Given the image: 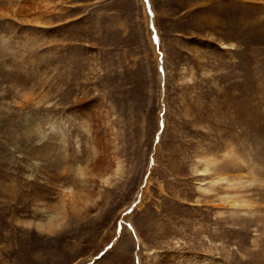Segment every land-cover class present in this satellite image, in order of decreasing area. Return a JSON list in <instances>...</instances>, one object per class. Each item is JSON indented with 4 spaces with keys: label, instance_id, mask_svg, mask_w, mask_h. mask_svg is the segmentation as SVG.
<instances>
[{
    "label": "rangeland",
    "instance_id": "1",
    "mask_svg": "<svg viewBox=\"0 0 264 264\" xmlns=\"http://www.w3.org/2000/svg\"><path fill=\"white\" fill-rule=\"evenodd\" d=\"M157 252L264 264V0H0V264Z\"/></svg>",
    "mask_w": 264,
    "mask_h": 264
},
{
    "label": "bare ground",
    "instance_id": "2",
    "mask_svg": "<svg viewBox=\"0 0 264 264\" xmlns=\"http://www.w3.org/2000/svg\"><path fill=\"white\" fill-rule=\"evenodd\" d=\"M228 148V147H227ZM103 156V155H102ZM101 156V157H102ZM227 156H230V157H232V156H234V150H233V148L231 147V148H228V149H226L225 151H224V154H222V157L223 158H225V157H227ZM101 157H97L94 161H93V163L91 164V169L93 170V171H96V172H98V175H99V178L102 180V181H104V182H107V181H109L110 180V177L112 176V175H116L119 171H120V163L118 162V161H116V162H113L112 160V164L110 165V168H108L110 171L109 172H107V170L108 169H106L105 167H103V161H102V158ZM236 156H234V158H235ZM200 163H201V168H202V171L203 172H206V171H208L211 167H212V165H215V162L212 160V159H210V158H205V159H203V160H200ZM109 166V165H108ZM86 171V170H85ZM87 172V171H86ZM79 173H80V175L81 176H83L84 175V170L82 169V168H80L79 169ZM88 174H89V172H88ZM119 174V173H118ZM91 175H92V173H91ZM96 175H97V173H96ZM98 175H97V177H98ZM226 174H224V173H222V174H219L216 178V182H211V181H202L201 183H200V185H199V187H198V190L199 191H201V192H203V193H205V192H207V191H210V190H214L215 188H214V185L215 184H218V183H220V182H222V181H226ZM96 177V176H95ZM237 178H242V175L240 174V175H237L236 176ZM87 181V180H86ZM87 183V182H86ZM85 182H84V184H86ZM90 185V184H89ZM69 189V188H68ZM66 191V190H65ZM73 193L74 192H72V189L70 188L67 192H66V194H65V198H67V201H68V203H70L71 205H73V204H75L76 202H75V200L77 199V196H75V195H73ZM75 194H76V192H75ZM77 195V194H76ZM74 196H75V198L76 199H74ZM81 196V195H80ZM64 198V199H65ZM83 198V197H82ZM80 199V198H79ZM86 199V198H85ZM81 204H83V203H81ZM68 205V204H67ZM72 207V206H71ZM76 207V206H75ZM60 208H63V207H60ZM73 208V207H72ZM78 208V207H77ZM80 208V207H79ZM58 209H59V207H58ZM69 209V208H68ZM60 210V209H59ZM65 211V210H64ZM66 212H68L67 210H66ZM65 215V214H64ZM61 216V215H60ZM55 223V220H54V218H49L48 219V221L46 222V225H48V226H54L53 224ZM42 224H44V223H42ZM51 226V227H52ZM47 227V226H46ZM47 229V228H46ZM166 255L165 256H167V255H169L170 254V251L169 252H167V253H165ZM164 255H162V254H160V253H156V254H154V253H152V255H149V260H147V262H146V264H163V261H164V257H165ZM176 256V255H175ZM182 257V255H179L178 254V258L180 259ZM184 257H187L186 258V260H188L189 258H188V255H185ZM202 257V260L203 261H206L205 263H213L214 261H212L210 258H209V256H208V260H207V257H203V256H201ZM210 261H212V262H210ZM218 261V260H217ZM166 262V261H165ZM180 262V261H179ZM167 263V262H166Z\"/></svg>",
    "mask_w": 264,
    "mask_h": 264
},
{
    "label": "water",
    "instance_id": "3",
    "mask_svg": "<svg viewBox=\"0 0 264 264\" xmlns=\"http://www.w3.org/2000/svg\"><path fill=\"white\" fill-rule=\"evenodd\" d=\"M51 129H52L53 132L56 131V130H58L59 129L58 124L53 123L52 126H51ZM39 133H43V132H39Z\"/></svg>",
    "mask_w": 264,
    "mask_h": 264
}]
</instances>
